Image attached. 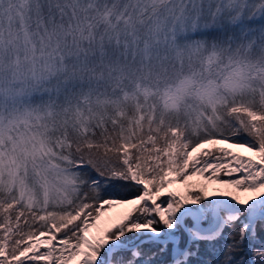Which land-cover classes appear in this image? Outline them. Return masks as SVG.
Wrapping results in <instances>:
<instances>
[{
	"label": "snow or ice",
	"instance_id": "obj_1",
	"mask_svg": "<svg viewBox=\"0 0 264 264\" xmlns=\"http://www.w3.org/2000/svg\"><path fill=\"white\" fill-rule=\"evenodd\" d=\"M0 264H264V0H0Z\"/></svg>",
	"mask_w": 264,
	"mask_h": 264
},
{
	"label": "bare ground",
	"instance_id": "obj_2",
	"mask_svg": "<svg viewBox=\"0 0 264 264\" xmlns=\"http://www.w3.org/2000/svg\"><path fill=\"white\" fill-rule=\"evenodd\" d=\"M174 190H177L178 192L181 191L180 186L178 185H174L173 186ZM127 211L126 208H122V207H117L113 210H111L107 216L105 217V219L107 220L108 218H111L112 220H119V218Z\"/></svg>",
	"mask_w": 264,
	"mask_h": 264
},
{
	"label": "rangeland",
	"instance_id": "obj_3",
	"mask_svg": "<svg viewBox=\"0 0 264 264\" xmlns=\"http://www.w3.org/2000/svg\"><path fill=\"white\" fill-rule=\"evenodd\" d=\"M193 183H204V182L203 181H194ZM211 187H215V186H210V188ZM180 189H181V191H179V192L182 193L183 192V188L180 187Z\"/></svg>",
	"mask_w": 264,
	"mask_h": 264
}]
</instances>
